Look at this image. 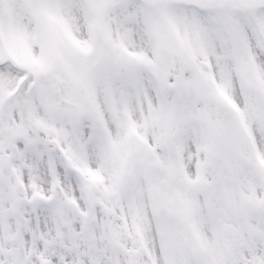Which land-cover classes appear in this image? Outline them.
I'll use <instances>...</instances> for the list:
<instances>
[{
	"label": "snow or ice",
	"instance_id": "1",
	"mask_svg": "<svg viewBox=\"0 0 264 264\" xmlns=\"http://www.w3.org/2000/svg\"><path fill=\"white\" fill-rule=\"evenodd\" d=\"M0 264H264V0H0Z\"/></svg>",
	"mask_w": 264,
	"mask_h": 264
}]
</instances>
